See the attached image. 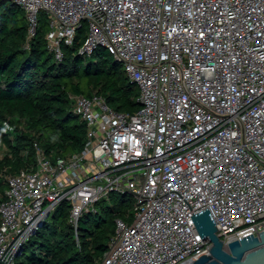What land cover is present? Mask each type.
Here are the masks:
<instances>
[{"label":"built area","instance_id":"1","mask_svg":"<svg viewBox=\"0 0 264 264\" xmlns=\"http://www.w3.org/2000/svg\"><path fill=\"white\" fill-rule=\"evenodd\" d=\"M27 21L44 14L55 62L105 51L137 88L141 107L115 112L70 95L85 124L82 150L9 176L0 200V261L67 202L68 222L109 195L133 201L98 264H186L209 255L190 217L208 210L227 251L264 232V0H6ZM193 214V215H192ZM128 219V214L126 216Z\"/></svg>","mask_w":264,"mask_h":264},{"label":"trees","instance_id":"2","mask_svg":"<svg viewBox=\"0 0 264 264\" xmlns=\"http://www.w3.org/2000/svg\"><path fill=\"white\" fill-rule=\"evenodd\" d=\"M42 18L46 21L40 14L26 48L28 25L22 9L0 0V200L9 176L33 168V142L52 158L82 150L86 127L72 112L70 95L95 94L119 113L139 110L137 88L119 71L118 62L101 49L89 57L76 54L82 30L72 47L62 48L63 60L55 62L46 49ZM11 114L27 121L26 133L13 135L7 129ZM122 197L111 194L100 200L82 213L75 227L63 201L19 246L12 264H98L115 221L124 218L116 200Z\"/></svg>","mask_w":264,"mask_h":264},{"label":"water","instance_id":"3","mask_svg":"<svg viewBox=\"0 0 264 264\" xmlns=\"http://www.w3.org/2000/svg\"><path fill=\"white\" fill-rule=\"evenodd\" d=\"M138 106L141 107V103ZM190 218L200 238L207 239L211 248L209 255L186 264H264V232L258 234V237L250 235L230 242L225 251L216 236L217 230L207 209Z\"/></svg>","mask_w":264,"mask_h":264},{"label":"rangeland","instance_id":"4","mask_svg":"<svg viewBox=\"0 0 264 264\" xmlns=\"http://www.w3.org/2000/svg\"><path fill=\"white\" fill-rule=\"evenodd\" d=\"M41 22L43 26L45 27V31H47L48 25H47V20L45 21L43 18L41 19ZM84 36V35H83ZM83 36L81 41L83 40ZM119 71H123V68L120 67ZM7 126V129L13 134V135H19V134H24L26 133V128L28 127L27 121L23 119L22 117L16 115V114H11L8 116V122L5 124ZM56 157L52 158V161H54ZM118 202V205L121 206L122 211L124 212V220L126 222H131L133 220V201L132 199L124 195V197L116 199ZM128 214V219L126 218Z\"/></svg>","mask_w":264,"mask_h":264}]
</instances>
